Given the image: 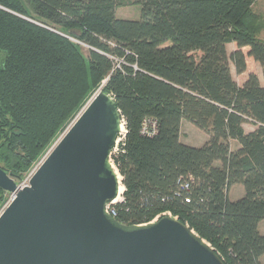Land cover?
Segmentation results:
<instances>
[{
    "label": "trees",
    "instance_id": "trees-1",
    "mask_svg": "<svg viewBox=\"0 0 264 264\" xmlns=\"http://www.w3.org/2000/svg\"><path fill=\"white\" fill-rule=\"evenodd\" d=\"M258 1L139 0L140 18L125 20L116 10L128 0H0V168L23 181L103 87L127 130L113 157L125 187L116 220L171 215L224 264H264ZM184 121L203 146L182 143ZM7 200L0 188V208Z\"/></svg>",
    "mask_w": 264,
    "mask_h": 264
},
{
    "label": "water",
    "instance_id": "water-1",
    "mask_svg": "<svg viewBox=\"0 0 264 264\" xmlns=\"http://www.w3.org/2000/svg\"><path fill=\"white\" fill-rule=\"evenodd\" d=\"M102 88L28 186L0 168V188L14 196L0 216V264H224L171 215L126 225L108 214L124 187L111 162L122 116Z\"/></svg>",
    "mask_w": 264,
    "mask_h": 264
},
{
    "label": "rangeland",
    "instance_id": "rangeland-1",
    "mask_svg": "<svg viewBox=\"0 0 264 264\" xmlns=\"http://www.w3.org/2000/svg\"><path fill=\"white\" fill-rule=\"evenodd\" d=\"M129 1V3L131 4V5H128V6H124V7H120V8H118L117 10H116V15H117V17L118 18H122V19H125V20H138L139 18H140V15H141V7H140V5L138 4V3H136V2H139V0H128ZM253 10H254V12L257 14V15H259V17H261L262 19H261V21H262V23H261V25L259 26V32H258V36H259V38L261 39V40H263L264 41V0H260V1H258L256 4H255V6L253 7ZM260 23V22H259ZM59 33V32H58ZM60 34V33H59ZM62 36H66V35H64V34H61ZM67 37V36H66ZM81 47H82V51H83V53H84V55L85 56H88V54H89V51H90V48L88 47V46H86V45H81ZM231 51H232V46L231 45H229L228 46V53L229 54H231ZM119 62V61H118ZM258 67H261L260 65H255L254 67H253V69H255V71L257 72V74H258V72H259V74H260V71L258 70ZM232 74H233V77L237 80V81H239V82H241L242 83V80L240 79V77L236 74V72H235V69H234V67H233V65H232ZM260 75H262V74H260ZM261 79H262V76H261ZM261 83L263 84V80H261ZM91 100V99H90ZM84 109V108H83ZM82 112V111H81ZM81 112H80V114H81ZM79 114V115H80ZM78 115V116H79ZM77 116V117H78ZM75 120H76V118H75ZM74 120V121H75ZM73 121V122H74ZM73 122L68 126V128L73 124ZM67 128V129H68ZM183 129H182V132H183V140L184 141H191V140H194V143H198V142H200L201 141V139H203L204 138V132L203 131H201L200 129H198L196 126H194L193 124H191V123H189V122H185L184 124H183V127H182ZM66 129V130H67ZM244 129H245V131H246V133H249V131H252V130H255L256 129V127L254 126V125H252L251 123H246L245 125H244ZM66 132V131H65ZM64 132V133H65ZM63 133V134H64ZM182 135V134H181ZM61 138V137H60ZM59 138V139H60ZM58 139V140H59ZM57 140V141H58ZM234 145H235V143H233ZM235 147V146H234ZM51 150V149H50ZM49 150V151H50ZM49 151L46 153V155L36 164V165H34V167L31 169V171L29 172V173H31V172H33V171H36L37 169H38V167L41 165V163H42V161L46 158V156H47V154L49 153ZM115 168H116V166H114ZM117 169V168H116ZM28 173V174H29ZM26 178H27V176H26ZM25 178V179H26ZM24 179V180H25ZM23 180V181H24ZM15 181H16V183L17 184H19V185H21V183L23 182V181H19V180H17V179H15ZM242 191V193H244V187L242 186V185H237V186H234V188L232 189V191H231V193H230V198H231V200H233L234 198H237V196H238V192L239 191ZM7 194V196H8V200L5 202V204L0 208V213L5 209V207L4 206H6V204L10 201V197H11V195L10 194H8V193H6ZM121 201V200H120ZM119 201V202H120ZM119 202H117V203H119ZM261 228H262V230L264 231V221L261 223Z\"/></svg>",
    "mask_w": 264,
    "mask_h": 264
},
{
    "label": "built area",
    "instance_id": "built-area-1",
    "mask_svg": "<svg viewBox=\"0 0 264 264\" xmlns=\"http://www.w3.org/2000/svg\"><path fill=\"white\" fill-rule=\"evenodd\" d=\"M121 121H122L121 132H120V134L118 136L116 144H115V146H114V148L112 150V153H111V162H112L113 166H115L113 157L119 152V146H120L121 143L124 142L125 136H126V133H127L124 119L122 118ZM142 132H143V134L148 135V136L155 135L156 132H157V123L155 121H152V120H145L144 124H143V131ZM35 172L36 171H33V172H31V173H29L27 175V178L21 183V187L22 188L29 185L30 179L32 178V176L34 175ZM13 199H14V196H11L10 197V201L6 204V206H4L5 209L0 213V216L6 210V208L9 206V204L12 202ZM116 204L117 203L112 201V202L108 203L107 206H106V211L108 212V214L110 216H112L113 218H115V219H116V216H117V213H116V210H115V205Z\"/></svg>",
    "mask_w": 264,
    "mask_h": 264
},
{
    "label": "crops",
    "instance_id": "crops-1",
    "mask_svg": "<svg viewBox=\"0 0 264 264\" xmlns=\"http://www.w3.org/2000/svg\"><path fill=\"white\" fill-rule=\"evenodd\" d=\"M121 19H122V18H121ZM258 70L260 71V74H262V75H260L259 72H258V76H259L260 81H261V80H264L263 69H262V67H258ZM261 76H262V79H261ZM185 122H186V121H184L183 124H184ZM183 124H182V127H183ZM182 129H183V128H182ZM253 131H254V130L249 131V133H250V132H253ZM203 134H204V138L201 139L200 142H198V143H194V140H191V141H184V140H183V132H182V135H181V141H182V143H184L185 145H188V146H191V147H201V146H203V145L207 142V140H208V136H207L205 133H203ZM233 188H234V187H233ZM233 188H232V189H233ZM232 189L230 190V193H231ZM230 193H229V197H230ZM243 194H244V193H242V191L240 190V191L238 192V196H237V198H234L233 200H237V199H239L240 197H242ZM260 232L264 235V231H263L262 228H261V224H260ZM262 262L264 263V257L262 258Z\"/></svg>",
    "mask_w": 264,
    "mask_h": 264
},
{
    "label": "bare ground",
    "instance_id": "bare-ground-1",
    "mask_svg": "<svg viewBox=\"0 0 264 264\" xmlns=\"http://www.w3.org/2000/svg\"><path fill=\"white\" fill-rule=\"evenodd\" d=\"M114 170L116 171V173L118 174V170L114 167ZM119 180L121 182L122 177L118 174ZM124 192V187L123 185L120 183V196L114 201L115 203L119 202L122 199V193Z\"/></svg>",
    "mask_w": 264,
    "mask_h": 264
}]
</instances>
